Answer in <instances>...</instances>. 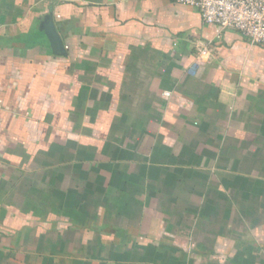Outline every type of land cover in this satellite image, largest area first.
<instances>
[{"label":"crops","instance_id":"obj_1","mask_svg":"<svg viewBox=\"0 0 264 264\" xmlns=\"http://www.w3.org/2000/svg\"><path fill=\"white\" fill-rule=\"evenodd\" d=\"M0 264H264V41L176 0H0Z\"/></svg>","mask_w":264,"mask_h":264},{"label":"built area","instance_id":"obj_2","mask_svg":"<svg viewBox=\"0 0 264 264\" xmlns=\"http://www.w3.org/2000/svg\"><path fill=\"white\" fill-rule=\"evenodd\" d=\"M196 7L205 23H214L220 30L235 29L251 43L264 41V0H176ZM212 40L198 48L209 53Z\"/></svg>","mask_w":264,"mask_h":264},{"label":"water","instance_id":"obj_3","mask_svg":"<svg viewBox=\"0 0 264 264\" xmlns=\"http://www.w3.org/2000/svg\"><path fill=\"white\" fill-rule=\"evenodd\" d=\"M42 29L45 35L50 41V46L54 53H64L63 44L61 38L53 24L52 18L48 17L47 21L44 22Z\"/></svg>","mask_w":264,"mask_h":264}]
</instances>
